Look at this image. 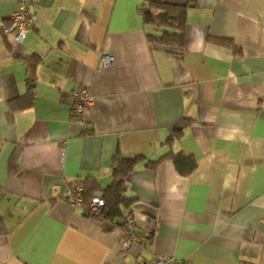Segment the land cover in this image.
<instances>
[{
    "label": "crops",
    "instance_id": "crops-1",
    "mask_svg": "<svg viewBox=\"0 0 264 264\" xmlns=\"http://www.w3.org/2000/svg\"><path fill=\"white\" fill-rule=\"evenodd\" d=\"M147 1L0 0V264H264V0H195L181 54L148 41ZM22 5L34 21L16 42ZM32 56L33 102L11 111ZM81 85L86 127L70 112ZM170 151L195 169L179 174ZM116 154L139 158L125 251L121 219L65 200L77 181L109 186Z\"/></svg>",
    "mask_w": 264,
    "mask_h": 264
},
{
    "label": "trees",
    "instance_id": "trees-1",
    "mask_svg": "<svg viewBox=\"0 0 264 264\" xmlns=\"http://www.w3.org/2000/svg\"><path fill=\"white\" fill-rule=\"evenodd\" d=\"M195 5V0H178L176 2L150 0L139 6L137 10L143 23L152 27L154 31L147 34L148 41L153 46L164 48L170 53L181 54L185 44L186 11ZM37 58V56H32L24 60L27 70L26 94L23 98L14 100L13 105L10 102L11 111L27 108L33 102L35 96L34 65ZM33 59L34 61H32ZM72 118L74 117L72 116ZM176 131L178 130L176 129ZM167 156H169L176 171L181 175H188L196 167L195 160L192 157L184 156L181 153L172 154V152ZM138 160V157L131 158L116 154L112 163V181L105 188H100L95 181L90 179L76 182V185L83 188L85 201L94 195L103 199L104 206L101 209V221L114 222L115 219H121L120 227L123 228V211L127 209L132 212L129 210V206L133 201L125 197V181L134 163ZM104 229L109 230L106 226Z\"/></svg>",
    "mask_w": 264,
    "mask_h": 264
},
{
    "label": "built area",
    "instance_id": "built-area-1",
    "mask_svg": "<svg viewBox=\"0 0 264 264\" xmlns=\"http://www.w3.org/2000/svg\"><path fill=\"white\" fill-rule=\"evenodd\" d=\"M34 18L30 15L24 6L15 11L10 16V22L6 28V33L13 35L16 42H21L26 33L32 27ZM113 62V57L110 55H102L99 58V67H107ZM71 104L70 112L74 119L84 125V112L85 109L91 105L92 98L87 86H76L70 92ZM65 200L72 206L82 208L83 214L90 217L101 219V209L104 206V201L99 196H91L87 201L83 197V188L79 185H73L72 188L66 193ZM123 237L121 241V248L123 251L128 250L133 244L136 243L138 234L134 229L135 216L128 210L123 211ZM149 264H185L183 261L176 260L167 256H157Z\"/></svg>",
    "mask_w": 264,
    "mask_h": 264
}]
</instances>
